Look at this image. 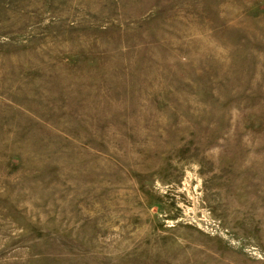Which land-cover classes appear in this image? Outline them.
Masks as SVG:
<instances>
[{
	"label": "rangeland",
	"instance_id": "obj_1",
	"mask_svg": "<svg viewBox=\"0 0 264 264\" xmlns=\"http://www.w3.org/2000/svg\"><path fill=\"white\" fill-rule=\"evenodd\" d=\"M0 264H264V0H0Z\"/></svg>",
	"mask_w": 264,
	"mask_h": 264
}]
</instances>
